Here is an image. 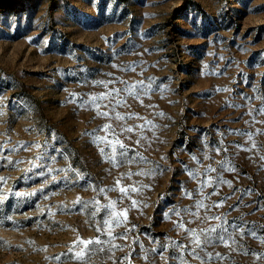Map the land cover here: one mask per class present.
<instances>
[{
    "label": "rangeland",
    "instance_id": "obj_1",
    "mask_svg": "<svg viewBox=\"0 0 264 264\" xmlns=\"http://www.w3.org/2000/svg\"><path fill=\"white\" fill-rule=\"evenodd\" d=\"M139 81L151 89L140 99L113 92ZM110 92L98 101L109 117L81 107ZM261 109L264 0H0V264H84L78 238L100 235L105 210L92 213L110 200L138 201L113 233L127 238L89 245L87 264H264ZM95 137L135 162L113 166ZM198 200L201 219L183 211ZM180 222L215 229L199 258Z\"/></svg>",
    "mask_w": 264,
    "mask_h": 264
},
{
    "label": "snow or ice",
    "instance_id": "obj_2",
    "mask_svg": "<svg viewBox=\"0 0 264 264\" xmlns=\"http://www.w3.org/2000/svg\"><path fill=\"white\" fill-rule=\"evenodd\" d=\"M96 83H103L102 81H97ZM105 87H107V85H105ZM137 89H139V91H137ZM150 85L146 86L144 85V83L142 81L136 82L135 84H131V85H127L124 89H113V92L116 93V95H119V93L121 91H124L125 93H127L128 95L132 96L135 99H140V94L141 92H143L144 95H147L148 92L150 91ZM110 96H112V92L110 93H106V94H101L99 96H93L91 98V100L89 101H85L83 104H81V107H84L86 104L92 105L93 107H95L97 109V115L98 116H102V117H109V112H101L99 111L100 108V104L98 103V101H103L105 99H108ZM142 103V100H141ZM116 105H124L126 104V101L124 99H119L115 101ZM105 107H107V105H105ZM115 105H113L112 109L110 110H114ZM261 112H264V109L260 110ZM159 115H163V113H159ZM140 118L137 117L135 113H130L127 116V119H131V118ZM115 119L117 120H125L126 117L121 115L120 113H116L115 115ZM142 119V118H140ZM146 123L151 124V121H147ZM138 127H143L142 125H139ZM111 128L110 124H106L103 126L104 131H108ZM133 128L132 127H123L121 129V132H132ZM95 142L97 144L102 143V142H106L108 144H110L112 146V155L110 156H106V158L108 160H110V162L113 163V166H119L122 163H128V164H132L135 162V158H129L127 156V153L129 151V149L127 148L126 145L123 144L122 141H120L119 139H115L113 141H108L106 139V137H95ZM137 144L140 143L139 140L136 141ZM119 145L120 148L122 149V151L119 153L120 157L122 158L121 160L117 161L116 159V153H115V146ZM100 152L102 155H105L104 153V149L101 148ZM136 155H139V153H137ZM141 160H143L144 158L141 156L140 157ZM228 171H235L234 168H228ZM208 171H215L214 169L209 168ZM148 173H145L144 171H140L137 173H132V172H128L126 174H122V175H126L129 178H131L133 175H147ZM190 176H192L193 179L196 178V174L195 173H189ZM219 183H225L228 184L229 187H231V181H225L222 179H219L218 181ZM119 180H117L116 184L117 186H119ZM212 183L211 179L203 181L202 182V186H201V192L203 191V187H206L208 185H210ZM145 187L144 185L140 186ZM110 190H116V188L110 189ZM101 192H104L105 189H100ZM119 191L122 194V197H127L128 199L131 200V196H130V192H139L140 188H138L137 186H135V184L133 185H129L127 187H120ZM215 194V193H213ZM190 195V194H188ZM79 202V201H77ZM117 201L114 200H110L107 204L104 205H99V202H96V211L92 213L93 216L97 215V213L100 211L101 208H103L105 210V216L102 219V221L98 222L100 226L97 227V232L100 233L99 236H97L94 239H88V240H84V239H79L78 238V244L83 245V249H81V251L76 253L77 259H80L82 261H84V264H87V261L84 259L85 256L88 254V252L90 251H95L96 249H89V245H97V246H101L99 247V251H104V247L103 245H109L108 250L112 251V249H120L121 246L118 244H115L114 241L117 239H126L127 238V229L125 233H120L118 235H114V230L116 228H119L121 226H124L127 224V212L129 211V208H135L138 205V201L136 200H131V205L129 206V208H123V209H118L117 208ZM86 206V205H85ZM147 205H145L146 207ZM195 208L197 209V211H192L191 209H184V213L187 215H191L192 217L196 218V219H201V217L199 216V209L206 207L204 204L203 200H198L195 202ZM217 207H219L220 205H215ZM174 214L179 215L180 212L179 210L173 209L172 210ZM215 219H219V217H215ZM176 227L180 228V229H184V223L180 222L176 225ZM235 227V226H234ZM190 239V244L194 245V247L192 248V252L191 254L196 256L197 258H199L198 253H196V248H200L203 244L205 243H211L212 240L208 237L205 236V239L202 240L201 239V235H203L205 232L207 233H211L214 232L215 229H207V230H201L200 233H197V231L195 229H184ZM226 231V229L224 230ZM252 235H255V233H251ZM107 236V239H101L102 236ZM231 234L228 235V238L226 239L224 235L222 234H218L215 237L216 241H219L220 243H223L225 246H228V241L231 240ZM235 241H233L234 243ZM0 243H4V242H0ZM32 243V242H29ZM174 247L177 248H181L183 249V245H178L176 244V242H172ZM155 251V250H153ZM210 255V254H209ZM111 258V257H110ZM163 258V257H162ZM129 258L126 256L124 257V260H128ZM145 259H147V256H145ZM177 259L180 260V264H186V261L183 260L182 257H178ZM130 264V262H129Z\"/></svg>",
    "mask_w": 264,
    "mask_h": 264
}]
</instances>
